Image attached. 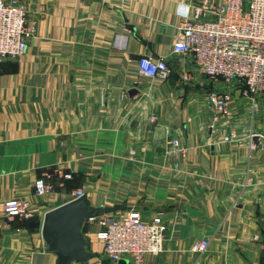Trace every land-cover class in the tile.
Returning a JSON list of instances; mask_svg holds the SVG:
<instances>
[{
	"label": "crops",
	"instance_id": "0c3cea01",
	"mask_svg": "<svg viewBox=\"0 0 264 264\" xmlns=\"http://www.w3.org/2000/svg\"><path fill=\"white\" fill-rule=\"evenodd\" d=\"M21 1L26 50L0 56V264H57L28 222L80 186L93 205L163 218L164 248L143 264H264V95L252 108L236 86L228 123L210 129L213 82L191 54L172 51L181 5L198 0ZM145 54L166 57L169 75L140 74ZM41 176L53 190L36 195ZM10 197L29 199L32 218L3 215ZM98 228L85 229L98 254L71 264H118Z\"/></svg>",
	"mask_w": 264,
	"mask_h": 264
},
{
	"label": "built area",
	"instance_id": "2783aa9c",
	"mask_svg": "<svg viewBox=\"0 0 264 264\" xmlns=\"http://www.w3.org/2000/svg\"><path fill=\"white\" fill-rule=\"evenodd\" d=\"M27 11L21 0H0V56L16 57L25 52L32 30L26 25ZM115 42L124 46L125 39L118 35ZM172 51L191 54L199 71L213 82L205 101L211 109L210 129L220 130L217 123L222 118L228 123V102L236 86L241 85L242 92L250 95L252 108L257 104L255 95H264V0H198L181 5ZM138 72L166 78L170 66L166 57L145 54L138 58ZM150 117L156 119L155 114ZM233 137L231 129L224 134V139ZM172 143L177 147L178 138ZM262 145L264 148V138ZM63 175L71 176L68 172ZM50 190L53 184L44 176L35 179L34 194ZM83 193V186L77 187L72 198ZM2 210L8 219H31L33 215L31 201L23 197L5 199ZM92 223L99 226L95 235L102 241L103 254L112 262L126 259L128 264H143L145 254H157L164 248L167 225L159 214L145 218L139 208L131 207L90 216L86 228ZM262 239L264 243V232ZM208 244L209 238H204L195 241L193 248L201 251Z\"/></svg>",
	"mask_w": 264,
	"mask_h": 264
},
{
	"label": "water",
	"instance_id": "95a60500",
	"mask_svg": "<svg viewBox=\"0 0 264 264\" xmlns=\"http://www.w3.org/2000/svg\"><path fill=\"white\" fill-rule=\"evenodd\" d=\"M136 91L135 88L128 90L130 94ZM115 209L116 206L93 205L83 193L48 208L42 219L30 220L28 224L40 227L47 249L56 254L57 264H71L73 261L82 262L98 254L90 249V237L85 233L88 217ZM118 264H128V261L120 259Z\"/></svg>",
	"mask_w": 264,
	"mask_h": 264
}]
</instances>
